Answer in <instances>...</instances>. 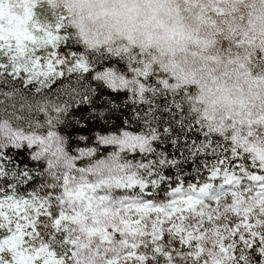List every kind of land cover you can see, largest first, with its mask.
<instances>
[{"label":"snow or ice","instance_id":"1","mask_svg":"<svg viewBox=\"0 0 264 264\" xmlns=\"http://www.w3.org/2000/svg\"><path fill=\"white\" fill-rule=\"evenodd\" d=\"M82 2L0 0V264H264V105L204 106L233 76L264 84L240 0H89L175 4L199 49L179 59L90 34Z\"/></svg>","mask_w":264,"mask_h":264},{"label":"clouds","instance_id":"2","mask_svg":"<svg viewBox=\"0 0 264 264\" xmlns=\"http://www.w3.org/2000/svg\"><path fill=\"white\" fill-rule=\"evenodd\" d=\"M105 7L111 8L113 5L108 4ZM116 7L119 11L120 6L116 5ZM128 7L133 6L129 5ZM175 7V4L169 3L146 4L138 2L132 12L124 11L122 14L97 18L96 13L100 10L98 4L83 0L82 3L75 5L76 10L83 9L80 16L83 18L85 29L90 34L99 33L100 38L103 39L109 33L116 36L118 30L126 34L131 33L138 43H148L150 39L153 55H159L162 50L175 49L179 59L180 49H187L189 52L199 49L193 39L187 35L190 29L195 31V23L183 11L180 12L179 16L174 12L171 14L168 12L169 8ZM89 12L92 13V17H89ZM251 17L253 23L244 25L241 31L248 32L250 37H255L257 41H260L264 39V3H261V0H256L255 5L252 6ZM180 23L185 25L183 32H177L174 37L172 34L173 25ZM204 95L205 104L209 111H212L214 107L218 113L227 114L229 110L234 109L242 113L252 111L255 115L261 105H264V84L257 87L250 77L237 78L233 76L228 81L226 93L221 92L210 96L205 92ZM225 95H227V99L222 100L221 97ZM213 100L216 101L215 105L212 104ZM241 102L245 105L244 108H241ZM258 147L264 149V144H259Z\"/></svg>","mask_w":264,"mask_h":264},{"label":"rangeland","instance_id":"3","mask_svg":"<svg viewBox=\"0 0 264 264\" xmlns=\"http://www.w3.org/2000/svg\"><path fill=\"white\" fill-rule=\"evenodd\" d=\"M255 3H256V0H240L239 3L233 5V7H235L237 9L236 16L239 17L242 15L245 18L244 23L242 25H240L241 29L244 25L248 24L247 18L249 16H251V8H252V6L255 5ZM261 3H264V0H261ZM237 23H239V21H237ZM257 42H259V41H257ZM225 47H227L226 44H225ZM255 71H257V72L260 71V68L256 67ZM200 95H201V93L199 91V88L195 87V93L193 94V97L195 98V97H198ZM204 106H206V104ZM217 114H218V118L224 117L227 115L225 113H218V112H217ZM224 122H225L226 127H230L227 120H225Z\"/></svg>","mask_w":264,"mask_h":264},{"label":"trees","instance_id":"4","mask_svg":"<svg viewBox=\"0 0 264 264\" xmlns=\"http://www.w3.org/2000/svg\"><path fill=\"white\" fill-rule=\"evenodd\" d=\"M259 55V53H257ZM195 93V88L193 89V94ZM123 98V94L120 96H116L115 99L119 102ZM77 115H80V113H77ZM14 158L18 163H27L29 166H35L29 161V153L27 148H23L21 150H14ZM41 177H37L36 181L30 182L27 185H21L20 191L22 194L32 192L35 187L38 186V184L41 181Z\"/></svg>","mask_w":264,"mask_h":264}]
</instances>
